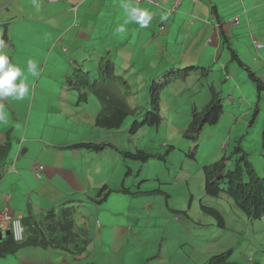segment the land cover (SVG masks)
Wrapping results in <instances>:
<instances>
[{"label": "crops", "instance_id": "obj_1", "mask_svg": "<svg viewBox=\"0 0 264 264\" xmlns=\"http://www.w3.org/2000/svg\"><path fill=\"white\" fill-rule=\"evenodd\" d=\"M25 1L0 0V39L5 41L10 63L21 68L29 87L22 100L0 98L5 117L0 120V133H7L11 138L7 164L13 168L7 169L0 178V214L21 218L31 215L32 222L38 224L43 215L54 211L57 220L61 217L60 208L74 197L76 202H73L69 219L74 225L75 238L66 247L70 250L57 246L46 249L37 244L0 257V264H144L150 259L158 260L157 255H150L148 248L144 252L133 250L131 242L133 237L140 238L142 246L143 243L148 245L151 238H158V233H151L150 221L172 220V211L165 206L166 213L159 203L155 210L149 199L135 198L161 192L145 190L141 185L142 178L137 179L139 173L133 177L134 182L128 179L133 171L125 175L129 162H124L116 149L107 147L100 152H91L73 147L95 141L108 142L119 148L110 141L109 135L121 129L97 128L94 124L99 111L96 101L90 98L76 104L72 94L62 91L63 80L76 62L90 61L95 56L109 57L115 65L116 58L121 55L125 60L119 61L121 65L133 62L132 65L147 71L148 84L169 68L204 66L213 70L216 67L218 72H225L228 81V89L220 88L226 97L223 115L229 111L236 122L243 119L247 122L249 103L254 95L245 97L247 91L244 89L238 92L237 81H233L231 75L232 65L236 63L231 61L223 39L226 37L241 61L264 83V0H183L177 7H174L175 0H36L35 6L29 5V8L36 12L42 9L41 14L32 18L38 28L37 41L41 40L43 48L38 47L32 33H28L33 40L30 44L26 33L21 32L20 39H16L10 31L16 23L23 25L26 22V15L21 11ZM124 4L151 12L148 27L142 28L130 20ZM235 20H238L237 25ZM120 25H124V32L117 31ZM251 39L254 40L252 46ZM257 42L263 47L257 49ZM251 51L260 54L263 72L252 69L242 59ZM29 60L36 64L35 75L28 71ZM118 74L125 77V73ZM192 75L165 89L164 94L170 97V101L164 97L161 101L166 112L172 110L173 104L183 102L180 95L191 89L204 95L203 88L194 86L197 82L196 78L192 80ZM126 79L129 83V78ZM171 87L175 89L170 91ZM205 104L192 101L199 109ZM239 105L246 111L234 112L233 108H239ZM178 108L174 114L180 117ZM184 109L189 113L191 108ZM223 115L219 123L210 128L213 132L216 127L230 128L224 123L225 120L228 123L229 117ZM131 139L132 136L128 141ZM131 146L124 144V148L119 149H139ZM227 152L221 145L215 160L222 155L228 156ZM118 161L123 163L122 172L118 169ZM104 186L111 193L102 201ZM122 189L128 191L123 193ZM204 196L200 202L217 209L219 203L202 200ZM142 204L144 210L140 208ZM28 228L32 230L33 226ZM9 230L10 220H0L2 239L9 236L5 234ZM46 235L52 238L60 234L49 232ZM77 245L82 249L78 254L72 251ZM174 264L179 263L175 260Z\"/></svg>", "mask_w": 264, "mask_h": 264}, {"label": "rangeland", "instance_id": "obj_2", "mask_svg": "<svg viewBox=\"0 0 264 264\" xmlns=\"http://www.w3.org/2000/svg\"><path fill=\"white\" fill-rule=\"evenodd\" d=\"M35 4L36 0H26L21 9L26 15V22L23 25L16 23L13 29H10V31L14 32L16 39H20L21 32L26 33V39L30 44L33 43V40L28 33H32L36 41L38 35V28L33 23L32 17L41 14L42 10L38 9L36 12V9L32 10V8H29V5L35 6ZM250 44L251 46L254 44L253 39H251ZM37 45L39 48L44 47L41 40L37 41ZM38 57L40 59L41 56ZM259 57V53L251 51L245 54L242 59L252 69L263 72L264 69L263 71L261 70ZM116 59L118 60H116L114 72L125 73V78H129V83L133 86V93H136L129 99V105L131 108L143 106L149 87L147 71L143 67L132 65L133 62H130L129 65H121L119 61H125L121 55ZM220 60L222 61L223 59ZM128 66L131 68L127 69ZM231 75L233 81H237L238 92L244 89L247 91L244 95L245 97L254 95L252 102L249 101L251 109L247 112V122H245V119L236 122V119L231 117L229 111H226L223 116H228L229 118L228 123L226 120L224 123L230 128L227 130L226 127H216V132H213L210 128L216 126L219 122L203 128L204 130H202L196 142L198 147L193 156L186 155L190 148H193V142L185 140L181 136L190 121V112L186 113L184 108H191L193 100L195 102L198 101L200 104L208 101V86L204 83L200 84L199 82L198 85H194L197 88L204 87L205 93L203 97L201 96L202 92L197 94L194 92L195 90L191 89L180 95L183 102L176 105L173 104L170 112L161 113V117L164 118L162 120L164 127H161V125L159 127L139 129L134 135L128 134L132 136L129 142V138L124 132L130 126L131 118L129 117L121 126V131H113L114 133L109 135L110 141L119 148H124V144L129 145L130 143L132 145L131 148L137 147L141 150L146 148L148 153L163 154L165 158L164 160L151 158L145 163L126 159L129 162V168L133 171V175L129 176L128 179L134 182L133 177L135 178V175L139 173L138 178H136H142L141 185H143L145 190L161 192L160 194L135 198L144 201L149 199V203L153 205L155 210L158 209L157 203H159L166 213L168 209L165 206H168L174 217L172 220L163 218L160 221H150L152 225L150 227L151 233H158V238H151V242L148 245L143 243L142 247L141 239L133 237L131 242L133 250L139 249L144 252L145 248H148L151 251L150 255L158 256V260L150 259L144 264H174L175 260L179 264H199L213 254L228 250H232L230 259L236 264H264V216L261 220L252 222L236 208L232 200L228 199L230 200L229 202L220 201L221 204L217 205V209L222 213L227 227L223 231L217 227L215 219L204 213L200 206V199L204 196L203 167L216 161L215 159L218 157L216 153L221 145L225 146L226 151H228L227 155H230L233 147L240 140L241 146L245 149V153L248 154L247 160L254 167L257 174L264 177V89L260 91L259 98L257 90L247 77V72L237 67V65H232ZM196 77L197 75L193 74L192 80H195ZM224 78L225 72L223 70L218 72L216 67H214L212 72H210L208 81L209 84H213L216 90H221L220 88L222 87L228 89V81L222 82ZM201 79L204 80V77H201ZM177 84H179L178 81L170 86ZM202 84L204 85L202 86ZM174 89L171 87L169 90L173 91ZM163 94L161 101L163 97L165 100L170 101L167 93ZM225 98L223 93V100ZM255 102L258 103L259 111L255 113L254 110L251 114ZM178 106L181 108H178ZM242 107L243 105H239V108H233V110L237 112L242 109L245 112L246 110ZM177 108L178 112L181 113L180 117L174 114V110ZM254 113L256 114L255 118H253ZM173 127L177 128L178 132ZM219 140L221 143H219ZM91 154L96 155L99 153ZM118 163L120 165L118 169L122 172L123 163L122 161H118ZM141 164H144V166H141ZM143 206L144 204L140 208L144 210ZM233 209L240 215L236 214ZM139 213H143V211H139ZM144 219L146 217L142 219V222H145ZM144 225L146 226L147 224L144 223ZM158 226L162 227L158 228ZM159 245H161V248H159Z\"/></svg>", "mask_w": 264, "mask_h": 264}, {"label": "trees", "instance_id": "obj_3", "mask_svg": "<svg viewBox=\"0 0 264 264\" xmlns=\"http://www.w3.org/2000/svg\"><path fill=\"white\" fill-rule=\"evenodd\" d=\"M218 26L221 28V25ZM223 42L230 52L231 61L247 72V77L257 90V96L260 98L259 93L264 89V83L254 71L241 61L226 37H224ZM114 69V61L109 57L97 56L96 58L95 56L90 61L76 62L72 66L71 72L63 80L64 84L61 86L62 91L68 92L75 97L76 104L85 103L90 98L96 101L99 111L94 124L97 128L119 130L129 117L131 118L130 126L128 125L129 127L126 128L125 132L129 135H134L139 129L145 127L161 126L163 120L161 113H166L161 106L162 94L173 82L186 80L192 74H197V85L200 82V84L204 83L208 86V101L202 106V109L197 108L195 105H192L190 109V121L181 133V136L185 140L192 141L194 145L186 155H194L198 147L196 142L203 128L207 125H215L223 115L225 109L223 105L225 101L223 100V93L221 90H216L213 84H209L208 81L210 72H212L211 67H183L164 70L151 80L146 94V101L143 106L138 107L139 109L137 107L131 108L129 105V99L134 96L132 87L124 75L115 73ZM201 77H204V80ZM223 81H227V79L224 78ZM201 96L203 95L201 94ZM258 107V103L255 102L252 112L255 110V113H258ZM255 113L253 117H255ZM129 135H127L128 138L131 137ZM11 144L9 134L0 133V178L9 168L7 162ZM73 147L94 152H100L107 147H112L122 155L121 157L124 158V162H127L126 159L140 163H145L151 158L165 159L163 154L148 153L146 150L141 149L124 151L113 147L108 142H82L74 144ZM191 151L192 153L190 154ZM228 156L222 155L218 160L203 167V189L205 196L202 200L210 199L219 204L232 200L236 208L248 220L252 222L261 220L264 216V177L259 176L247 160L248 154L245 153L240 140ZM130 170L128 167L125 175L129 174ZM121 191L124 193V191L128 190L122 189ZM110 193V190L104 186L101 190V194L103 195L101 200L106 199ZM73 202H76L74 201V197H70L68 203L60 208L61 217L57 220H55L56 214L54 211L47 212L42 216L43 219L39 217L38 224L32 222L31 215L21 218L23 239L15 241L12 235L2 239L0 242V257L14 254L22 247H35L37 244L46 249L51 246H57L60 249L70 250L66 247L70 246V240L75 238L74 225L69 219L70 211L74 207ZM201 210L215 219L218 228L221 230L227 229L225 219L218 209L206 206L201 202ZM234 212L236 213V210ZM29 226H33L32 230L28 228ZM49 232H52L53 235H55V232L57 235H60L49 238L46 235ZM45 241L47 242L45 243ZM78 247L79 245L74 246L72 250L76 254L82 251ZM231 253L232 250L220 251L210 256L202 264H236L230 259Z\"/></svg>", "mask_w": 264, "mask_h": 264}, {"label": "clouds", "instance_id": "obj_4", "mask_svg": "<svg viewBox=\"0 0 264 264\" xmlns=\"http://www.w3.org/2000/svg\"><path fill=\"white\" fill-rule=\"evenodd\" d=\"M182 1L177 3V1L175 0L174 7H177ZM192 1H197V0H192ZM123 7L125 8L130 20L137 22L142 28L148 27L149 22L152 19L151 12H149L146 9L130 7L128 4H124ZM128 22L129 21H125V23ZM234 22H235L234 24L237 25L238 20H235ZM117 31L124 32L125 31L124 25H120ZM257 45H260L261 47H257ZM255 46L257 49L263 47V45L258 42L255 43ZM6 48L7 46L5 44V41L3 39H0V98L13 97L14 99L22 100L28 94L29 87L25 82V79L23 78V72L21 68H19L13 63H10L9 55ZM28 71L33 75L36 74V64L32 60L28 61ZM17 81H19V83H17ZM2 109H3V105H0V120H3L5 118L4 115L2 114ZM12 169L13 168H11V166L9 165L8 170H12ZM4 214L6 213H1L0 215L3 216ZM17 217H19L21 220L20 216ZM17 217H12V218H17ZM9 232L10 235H12L11 222H10Z\"/></svg>", "mask_w": 264, "mask_h": 264}, {"label": "built area", "instance_id": "obj_5", "mask_svg": "<svg viewBox=\"0 0 264 264\" xmlns=\"http://www.w3.org/2000/svg\"><path fill=\"white\" fill-rule=\"evenodd\" d=\"M179 3L182 0H176ZM257 47H261L257 45ZM0 219L10 220L11 222V229H12V236L15 241H21L23 239V227L21 225V220L19 217L12 218L4 214L3 216L0 215Z\"/></svg>", "mask_w": 264, "mask_h": 264}, {"label": "water", "instance_id": "obj_6", "mask_svg": "<svg viewBox=\"0 0 264 264\" xmlns=\"http://www.w3.org/2000/svg\"><path fill=\"white\" fill-rule=\"evenodd\" d=\"M5 234H6V235H10V232H6ZM2 237H3V234L0 233V240L2 239Z\"/></svg>", "mask_w": 264, "mask_h": 264}]
</instances>
